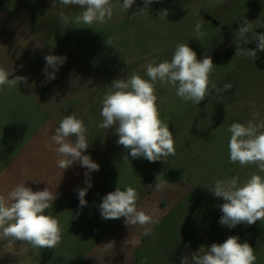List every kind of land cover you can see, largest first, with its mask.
Listing matches in <instances>:
<instances>
[{"label": "rangeland", "instance_id": "obj_1", "mask_svg": "<svg viewBox=\"0 0 264 264\" xmlns=\"http://www.w3.org/2000/svg\"><path fill=\"white\" fill-rule=\"evenodd\" d=\"M112 3L114 16L104 24H93L92 28L64 24L63 29L54 33L49 25L44 33L53 34L39 62L27 66L33 71L27 84L21 82L17 88L0 90V195L6 196L21 183L33 191L48 187L56 195L52 215L63 229L61 243L51 250L0 240V264L73 263L118 220L101 218L98 206L102 197L115 191L118 185L132 186L139 191L140 201L147 194H154L149 185L155 184L158 174L167 181L165 189L158 192L160 196L181 204L175 210L176 216L200 220L198 225H192L196 231L192 232L191 247L201 245L200 239L194 237L197 230L206 235L207 247L223 243L229 236H238L241 243L248 242L253 247L256 264H264V223L257 221L235 228L220 225L222 213L218 205L223 200L214 197L206 187L215 179L235 175L241 182L253 173L264 176L254 165L242 168L238 163H230L227 147L231 136L227 129L233 122L264 121V66L256 58L235 57L237 45L255 49L251 33L248 43L236 41L235 33L244 19L264 22V0H153L147 9L144 0H136L128 12L119 10L122 0ZM198 22L205 33L200 40L193 38ZM254 31L264 32V27H256ZM178 43H188L198 59L211 56L215 66L210 80L218 88L225 83L233 88L219 93L211 89L209 96L195 105L179 98L174 88L157 83L158 110L173 133L175 155L167 163L131 156L125 160L127 152L117 145L114 128L99 127L104 95L114 79H126L133 72L148 79L144 66L153 60L170 61ZM49 54L67 57L51 81L42 71L44 57ZM66 87L71 89L68 100L78 99L80 110H90L83 119L89 141L83 154L90 155L100 166L98 172L90 174L92 187L88 189L85 197L88 204L84 208L79 207L77 190L86 187L87 169L74 162L63 172L56 165V153L42 147L39 135L45 107L60 102L52 89ZM178 233L176 244L181 247L185 243ZM179 254L176 256L183 258ZM165 263L163 260L162 264Z\"/></svg>", "mask_w": 264, "mask_h": 264}, {"label": "clouds", "instance_id": "obj_2", "mask_svg": "<svg viewBox=\"0 0 264 264\" xmlns=\"http://www.w3.org/2000/svg\"><path fill=\"white\" fill-rule=\"evenodd\" d=\"M153 0H144V9ZM57 3L61 6H79L82 9L78 15L69 17L61 9L57 15L62 25L75 24L82 27H91L93 24H104L114 16L115 6L112 0H53L52 8ZM136 0H122L120 12H128ZM164 10V17H167ZM264 27L259 19L252 23L244 19L235 33L236 41L248 43V34L256 44L255 49L236 46L235 57H248L255 59L257 53L264 51V32H255L254 28ZM92 28V27H91ZM202 24L195 25L194 37L200 40L205 35L201 31ZM66 56L46 55L45 67L42 69L46 79L54 80L59 66L66 62ZM214 63L211 56L197 58V53L189 47L188 43H178L175 46L170 61L159 63L151 61L144 67V79L133 72L127 78L114 79L101 102L100 116L101 129L115 130L118 139L117 145L123 146L128 160L144 158L149 162H168L174 156L175 140L168 123L160 118L158 110V95L156 85L172 87L175 94L182 100L199 105L210 94V90L225 92L233 88L225 83L222 88L210 80ZM49 68L53 71L49 72ZM21 82L27 84V77L14 75L0 67V90L4 88H17ZM227 111V110H226ZM264 121L246 123L233 122L227 129L231 133L228 141L229 162L239 164L242 168L250 165L256 166L259 173H264ZM87 127L84 121L75 114L65 115L55 128L51 141L56 145L54 151L58 157L56 165L63 172L78 162L85 171L84 188H79V207L84 208L88 202L85 197L88 189L92 187L90 174L98 172L100 166L84 155L89 147L86 136ZM75 137V140H71ZM167 181L156 177L155 191H163ZM214 197L222 198L223 203L218 207L222 213L219 224L228 228L237 225H253L257 221L264 223V176L253 173L244 181L238 175L231 178L215 179L206 185ZM56 195L48 187L33 191L25 183L17 184L7 195H0V240L20 241L30 245L33 249H55L62 240L63 229L57 218L52 215L51 209ZM140 193L132 186L118 185L113 192L102 197L99 212L102 219L114 220L124 218L127 226H140L144 228V235H151L147 227L156 222L157 210L150 212L138 210L137 201ZM47 210V213H46ZM256 255L248 242H240L238 236H229L223 243H212L210 247L201 246L198 252L191 257H183L181 264H256Z\"/></svg>", "mask_w": 264, "mask_h": 264}, {"label": "crops", "instance_id": "obj_3", "mask_svg": "<svg viewBox=\"0 0 264 264\" xmlns=\"http://www.w3.org/2000/svg\"><path fill=\"white\" fill-rule=\"evenodd\" d=\"M52 3L53 0H0V67L13 70L14 75L32 77L33 71L27 66L31 67L33 62L39 60L48 38L55 30L64 28L58 21L57 13L63 9L65 15L72 16L80 10L79 6L65 7L59 3L52 8ZM49 25L53 27L50 30L53 33L47 36L44 32ZM54 89L51 92L60 102L45 107L47 111L39 130L42 147H47L53 154L56 145L51 141V136L60 119L65 115L75 114L83 120L90 114L89 108L80 110L78 99L68 100L70 88L58 91ZM70 139L74 141L75 137ZM159 193L154 191V197L147 194L137 202L138 210L146 213L153 208L157 210L156 222L147 226L151 229V235H144V228L138 225L127 226L121 217L71 264H162L163 260H166L165 264H181L182 258L176 256V253L190 258L191 253L198 252L202 245L207 247L206 235L200 230H197L198 235H194L200 239V247L190 246L192 232L196 231L192 230V225H198L200 220L176 216L175 210L181 204L168 202ZM176 232H179L178 236L185 243L181 247L176 244ZM28 259L31 260L32 257L29 255Z\"/></svg>", "mask_w": 264, "mask_h": 264}, {"label": "trees", "instance_id": "obj_4", "mask_svg": "<svg viewBox=\"0 0 264 264\" xmlns=\"http://www.w3.org/2000/svg\"><path fill=\"white\" fill-rule=\"evenodd\" d=\"M262 57H264V51L258 52L256 59L261 66H264V61L261 60Z\"/></svg>", "mask_w": 264, "mask_h": 264}]
</instances>
